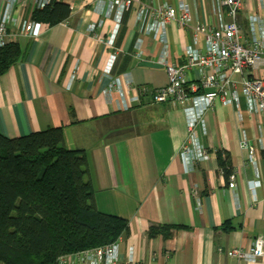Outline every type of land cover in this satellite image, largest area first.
<instances>
[{
  "label": "crops",
  "instance_id": "crops-1",
  "mask_svg": "<svg viewBox=\"0 0 264 264\" xmlns=\"http://www.w3.org/2000/svg\"><path fill=\"white\" fill-rule=\"evenodd\" d=\"M34 1L24 0L10 22V41L21 44L22 55L0 76V133L14 138L64 128V145L86 152L96 207L128 220L129 232L120 242L122 264L129 253L130 264H264V257L246 261L228 254L234 247L249 249L264 236V115L248 109L239 84L238 104L217 100L198 122L196 139L207 157L192 161L180 154L190 134L186 103H157L150 92L168 83L162 54L181 66L194 44V25L219 27L218 0H183L191 22L173 20L163 34L146 30L148 21L137 17L138 3L118 21L105 0H57L70 5L69 18L53 26L44 22L40 34L28 38L21 27L32 19ZM142 1L173 6L179 17L180 0ZM244 2L237 20L249 38L250 16L264 24V0ZM196 46L206 49L203 34ZM110 54L118 56L112 76ZM245 74L264 79V69ZM202 75L193 69L187 80L199 84ZM115 77L122 90L108 100L105 91ZM144 87L148 91L139 94ZM245 144L255 147L253 161ZM219 152L229 155L234 190ZM153 224L184 227L167 229L170 238H151ZM228 225L232 229L226 230Z\"/></svg>",
  "mask_w": 264,
  "mask_h": 264
},
{
  "label": "trees",
  "instance_id": "trees-1",
  "mask_svg": "<svg viewBox=\"0 0 264 264\" xmlns=\"http://www.w3.org/2000/svg\"><path fill=\"white\" fill-rule=\"evenodd\" d=\"M69 4L54 0L31 13L53 26L69 18ZM22 55L18 41L0 46V76ZM228 175L229 155L218 153ZM180 225H151L148 236H172ZM226 230L232 229L226 226ZM129 232L128 220L100 211L94 203L83 149L64 145V128L50 127L20 137L0 133V262L57 264L61 256L114 242Z\"/></svg>",
  "mask_w": 264,
  "mask_h": 264
},
{
  "label": "built area",
  "instance_id": "built-area-1",
  "mask_svg": "<svg viewBox=\"0 0 264 264\" xmlns=\"http://www.w3.org/2000/svg\"><path fill=\"white\" fill-rule=\"evenodd\" d=\"M54 0H35V8H43L53 3ZM110 8L115 9V18L120 21L123 15L130 11L138 3L137 17L142 23L148 21L146 30L157 29L163 34L166 26L173 20H178L182 25L191 22V16L187 4L180 0V13L175 7L164 4L149 7L142 0H105ZM222 7L220 12V24L217 28H209L204 25H194L193 45L186 48L185 61L181 66L169 64L166 54L160 56L159 62L166 66L168 83L156 87L152 91L153 100L157 103L172 101L174 104L186 103L184 113L187 116L189 136L181 147L180 154L183 157L190 156L192 161L203 160L207 157V151L196 139L195 127L203 115L214 108L215 101L219 100L224 105L239 103L238 85L241 86V94L244 97L247 107L251 112L264 115V79L261 76L247 77L246 70L252 71L264 69V24L257 15L249 18L250 36L244 37L243 29L237 20L239 12L244 8V0H218ZM24 4V0H0V46L10 41L9 28L14 11ZM228 17V19L225 18ZM44 22L28 20L22 24L21 32L28 38L38 36ZM198 34H203L206 41V49L203 50L198 44ZM161 36V35H160ZM112 40L108 44H113ZM100 40L101 38L96 37ZM137 54L141 53L140 42L136 43ZM116 54H110L108 74L113 75L114 64L117 60ZM201 69L203 75L199 84L188 81L187 74L190 70ZM236 75L241 79L237 80ZM131 79L127 80L130 86ZM203 88L205 91L200 92ZM122 90L119 78L111 80L105 96L112 99V93ZM140 91V89H139ZM142 88L140 93L147 92ZM191 103V105H190ZM248 159L255 158V147L246 145ZM228 186L234 190L237 187L235 173L227 176ZM196 194L197 191L195 190ZM121 238L114 242L85 249L76 253L61 256L57 264H122L120 253ZM222 251V248H219ZM229 256L239 260L255 261L264 257V236L259 235L249 249L234 247L228 251ZM133 261L132 253H129L127 264Z\"/></svg>",
  "mask_w": 264,
  "mask_h": 264
},
{
  "label": "rangeland",
  "instance_id": "rangeland-1",
  "mask_svg": "<svg viewBox=\"0 0 264 264\" xmlns=\"http://www.w3.org/2000/svg\"><path fill=\"white\" fill-rule=\"evenodd\" d=\"M0 264H3V263L0 262Z\"/></svg>",
  "mask_w": 264,
  "mask_h": 264
}]
</instances>
